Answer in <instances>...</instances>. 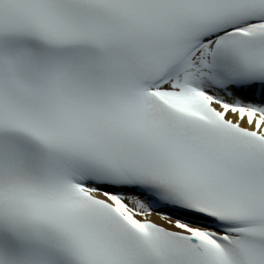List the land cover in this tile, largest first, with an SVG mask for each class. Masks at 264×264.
<instances>
[{
  "label": "snow or ice",
  "instance_id": "6c2138e0",
  "mask_svg": "<svg viewBox=\"0 0 264 264\" xmlns=\"http://www.w3.org/2000/svg\"><path fill=\"white\" fill-rule=\"evenodd\" d=\"M0 264H264V0H0Z\"/></svg>",
  "mask_w": 264,
  "mask_h": 264
}]
</instances>
